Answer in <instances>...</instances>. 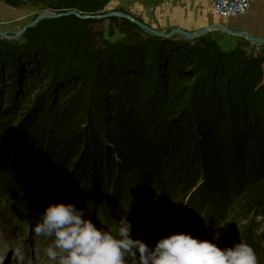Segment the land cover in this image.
<instances>
[{
    "label": "trees",
    "instance_id": "obj_1",
    "mask_svg": "<svg viewBox=\"0 0 264 264\" xmlns=\"http://www.w3.org/2000/svg\"><path fill=\"white\" fill-rule=\"evenodd\" d=\"M0 1L19 9L31 0ZM109 2L54 0L49 10L62 16L27 30V40L53 54V65L84 61L98 69L100 80L128 76V83L136 82L131 71L108 73L101 66L111 47L95 31L102 21L68 15L77 11L101 16ZM108 20L112 35L117 27L135 44L141 40L136 24L118 17ZM196 42L195 47L181 43L179 49L187 46V51L174 60L196 71L176 73L165 53L178 43L152 37L150 47L159 45L160 63L159 70L149 71V82L154 80L158 88L131 86L129 93L112 89L115 95L103 100L102 111L82 112L83 106L71 100L70 74L54 75L45 64L36 75L22 69L23 90L15 91L10 105L3 103L0 89V208L7 209L6 220L33 208L36 226L49 205L64 203L69 188L74 199L81 197L78 207L90 220L105 230L112 225L109 232L116 238L121 219L132 224L133 215L145 217L162 238L170 236L176 216L192 232L205 215L220 227L227 220L251 218L243 242L264 264V244L255 243L254 237L258 218L264 226V107L251 108L247 101L243 105L244 98L222 84L230 83L231 72L256 57L242 48L225 52L215 39ZM198 74L205 77L203 82ZM36 77L41 81L36 83ZM14 79L15 73L9 74V80ZM36 90L42 91L40 105L30 100ZM66 99L71 103L66 105ZM27 102L33 106L24 107ZM101 199L104 207L96 213ZM142 229L144 225L136 227V234Z\"/></svg>",
    "mask_w": 264,
    "mask_h": 264
},
{
    "label": "rangeland",
    "instance_id": "obj_2",
    "mask_svg": "<svg viewBox=\"0 0 264 264\" xmlns=\"http://www.w3.org/2000/svg\"><path fill=\"white\" fill-rule=\"evenodd\" d=\"M53 1L54 0H31L28 4L19 9L9 7L0 1V30L11 35L14 33H19L20 35L17 40L0 38V72H5L0 78V89L1 94L4 93V104L10 105L9 100H14V93L18 89L22 92L24 83L22 79V69L25 68L27 73L34 75L38 66L40 67V64L47 65L48 69L53 71L52 73H54V75L60 74L63 71V73H67L66 76L70 74L69 78L73 85V98L71 100L82 105V112H85V114L88 113V110L102 111L104 109L103 100L110 95H112V97L115 95L111 92L112 89H121L123 92L129 93L131 86L134 90H136V88L149 90L151 87L154 88V86L158 88L154 80L149 82V71L159 70L158 65L160 60H157L159 45L155 43V47L152 48L150 47V41L152 37H155V39L164 38L152 36L142 30L141 40L137 42L138 44H135L134 40H131L128 36L123 34L117 27H114L112 35L111 23L108 19H97L102 22L95 25V31L101 33L103 35V40L107 41L111 46L109 53L101 60L100 64L108 73L114 72L115 69L120 71L124 70L126 72L131 71L134 78H136V82H132L131 84L128 83L130 82L128 76L123 77L121 79L122 81H117L114 77H112L110 81L100 80L98 69H95L84 61L72 64L68 63L66 67L56 64L53 65V54L46 53L39 48L33 47L28 42L26 33L22 34V31L32 24L40 14H56L50 11L48 6ZM172 1L173 0H110L102 15L123 13L131 16L135 20H142L151 30L170 33L173 28L181 29L179 27H169L167 23L171 18L170 16H172L170 11L172 10L170 6ZM149 6H151L150 9H148ZM160 11H162L161 14H159ZM152 19H154L155 22H153ZM32 28L34 27L29 29ZM213 31L203 37L215 39L219 47L225 52L232 51L236 48H242L247 51V56L254 55L256 57L253 61H247L245 66L231 72L228 77L230 83L227 80V82L222 83L223 86L225 85V87L228 86L230 88L229 85H231L233 92H235L234 94L238 95L239 99L244 98L243 105H247L245 102L247 101L251 108L254 106L259 108L261 106L264 107V46H253L242 40H234L220 30L215 29V31L219 32ZM172 40L178 43V47H175L172 52L165 53L166 58L170 61L172 69L176 73L196 71L195 68L187 71L182 62L175 63L174 60L176 57L182 58L183 55H185L187 46L195 47L198 43L196 42L198 39L187 41L177 36L172 38ZM181 43L187 44V46H183V49L180 50L179 46ZM147 56L148 58H146ZM144 64L147 65L145 66ZM11 73H15L16 80H9V74ZM201 75L202 74H198L199 79L203 82L205 77ZM207 77L208 76H206V78ZM220 77L219 75L217 79ZM32 79L33 78H31V80ZM117 79H119V77ZM145 80H148V83ZM35 81L38 83L41 81V78L37 79L36 77ZM180 82L182 83V80H180ZM173 89L174 94L172 95V99H175V87ZM41 95L42 91L36 90L30 100H32L33 104L40 105ZM18 97L17 101L21 103L20 99L22 98H20V96ZM71 100L66 99L65 101L67 103L65 104L68 105V103H71ZM33 104L27 102V104H23V106L25 107L28 105V107H32ZM68 191L70 193H68ZM68 191L67 189L63 191L64 193H68L65 196L66 200L64 203H72L80 209L78 203L82 202L81 197L77 196L74 199L71 193L73 191H71L70 188ZM138 201H140V198H138ZM104 203L102 199L97 201L96 213L102 212ZM2 207L3 206L0 208V261H3V264H53V262L49 261L44 251L45 248L53 244V242L49 244L48 237L38 236L34 232L35 218L33 215L36 214V211H33L32 208L29 212L26 211L25 215H19L8 221L6 220L9 217H7L8 211ZM5 211H7V213H5ZM181 213L182 209H178L177 214ZM31 215L32 217H30ZM28 218H30V222ZM84 218L91 219V216L88 212H85ZM131 218L133 219L132 238L141 240L149 245V247L154 248L156 242L160 239V232H157V228L147 221L145 217L141 218L140 216L133 215ZM233 221L234 219L227 220L226 224L220 227L219 225L213 224L212 220L205 215L200 220L198 228L194 229L192 232V230L189 231L187 228L189 225L176 216L170 224V236L177 233H186L199 240L211 241L221 249L233 247L240 241L243 242V233L245 229L253 225L251 224V218H242L236 222ZM262 221L261 218L256 220V231L254 233L255 243L258 242L261 245L264 244V226ZM232 223H234V225H232ZM143 225L145 229L140 230V234L136 237V227H142ZM109 227L107 231L113 229L112 225ZM114 231L117 232L116 226L114 227ZM113 234L115 235L117 233ZM217 236H219V239H217ZM17 249L21 250L20 255H14ZM126 264H139V260L135 255L130 254L126 257Z\"/></svg>",
    "mask_w": 264,
    "mask_h": 264
},
{
    "label": "clouds",
    "instance_id": "obj_3",
    "mask_svg": "<svg viewBox=\"0 0 264 264\" xmlns=\"http://www.w3.org/2000/svg\"><path fill=\"white\" fill-rule=\"evenodd\" d=\"M84 217L85 211L72 203L51 204L45 209L34 232L53 238V244L44 250L53 264H126L130 254L139 264H259L255 250L242 241L221 249L211 241L177 233L159 239L151 248L132 238L133 226L127 218L121 219L116 238ZM20 254V249L14 252Z\"/></svg>",
    "mask_w": 264,
    "mask_h": 264
},
{
    "label": "crops",
    "instance_id": "obj_4",
    "mask_svg": "<svg viewBox=\"0 0 264 264\" xmlns=\"http://www.w3.org/2000/svg\"><path fill=\"white\" fill-rule=\"evenodd\" d=\"M170 6L172 16L167 21L169 27H179L186 32L195 33L214 25H221L232 32L264 40V0L254 3L246 15L233 19L217 17L213 13L210 0H173ZM161 13L162 11L159 14ZM152 20L155 22L154 19ZM227 36L237 41L247 42L242 37Z\"/></svg>",
    "mask_w": 264,
    "mask_h": 264
},
{
    "label": "water",
    "instance_id": "obj_5",
    "mask_svg": "<svg viewBox=\"0 0 264 264\" xmlns=\"http://www.w3.org/2000/svg\"><path fill=\"white\" fill-rule=\"evenodd\" d=\"M68 15H75V16L82 18V19H89V18L108 19L111 17H120V18L129 20L130 22L136 24L141 30L149 33L152 36L162 37L164 39H172V38L178 36V37H181L187 41H194L196 39H199V38L207 35L211 31L217 29V30L224 32L227 35H230V36L245 38V40L253 46H255V45L264 46V40L263 39H255V38L248 36V35H243L241 33H235V32H232L229 29H227L221 25H214V26L208 27L206 29L200 30L198 32H195V33H189V32H186L184 30L176 29V28H173L170 33H165L162 31L151 30L144 23H142L138 20H135L131 16L123 14V13H110V14H106V15L90 17V16H81L77 11H71L68 13ZM60 16H62V15L42 13L37 17V19L32 24H30L28 27H26V29L24 31H22V34L26 33L27 29L37 26L40 22H42L44 20L56 19ZM19 37H20L19 33H14L11 35L7 32H3L0 30V38H2V39L17 40V39H19Z\"/></svg>",
    "mask_w": 264,
    "mask_h": 264
},
{
    "label": "built area",
    "instance_id": "obj_6",
    "mask_svg": "<svg viewBox=\"0 0 264 264\" xmlns=\"http://www.w3.org/2000/svg\"><path fill=\"white\" fill-rule=\"evenodd\" d=\"M259 0H212L213 13L223 19H232L249 12L251 6Z\"/></svg>",
    "mask_w": 264,
    "mask_h": 264
}]
</instances>
